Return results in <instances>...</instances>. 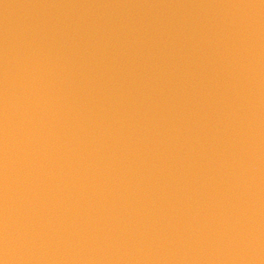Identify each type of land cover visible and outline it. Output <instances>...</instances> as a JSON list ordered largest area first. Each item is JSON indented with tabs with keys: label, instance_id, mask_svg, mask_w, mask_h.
Returning a JSON list of instances; mask_svg holds the SVG:
<instances>
[{
	"label": "water",
	"instance_id": "1",
	"mask_svg": "<svg viewBox=\"0 0 264 264\" xmlns=\"http://www.w3.org/2000/svg\"><path fill=\"white\" fill-rule=\"evenodd\" d=\"M0 264H264V0H0Z\"/></svg>",
	"mask_w": 264,
	"mask_h": 264
}]
</instances>
